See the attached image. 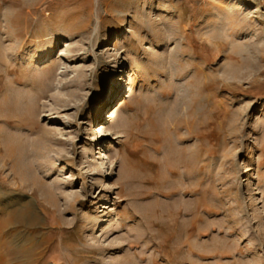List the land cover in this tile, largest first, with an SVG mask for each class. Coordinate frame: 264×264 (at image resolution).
Returning <instances> with one entry per match:
<instances>
[{"label":"rangeland","instance_id":"1","mask_svg":"<svg viewBox=\"0 0 264 264\" xmlns=\"http://www.w3.org/2000/svg\"><path fill=\"white\" fill-rule=\"evenodd\" d=\"M260 72L264 0H0V264H264Z\"/></svg>","mask_w":264,"mask_h":264},{"label":"bare ground","instance_id":"2","mask_svg":"<svg viewBox=\"0 0 264 264\" xmlns=\"http://www.w3.org/2000/svg\"><path fill=\"white\" fill-rule=\"evenodd\" d=\"M39 1L48 2V0H39ZM19 4H20V8H21L20 9L21 13L26 11V8L29 9L31 6L28 2H21ZM106 7L110 9V6L106 5ZM26 13H29V11ZM60 65L61 64H59L55 67L54 73L51 75V79L54 77V80H55V75H56L55 72ZM7 71L10 72L9 69ZM73 71L79 72L81 70L80 69H74ZM262 74H264V73L260 72V75H262ZM34 82H35L34 79H30V78L16 79V83H20V84H23L25 86L33 85ZM51 88L52 87L49 85H44V86H40L37 88L38 92H36L32 97V100H33L36 107H38L39 100H41L42 98H46V97H49L50 99H52V101L54 103H58L60 105L62 104L63 106H68L71 103H74V104L76 103L73 98L63 100L57 95L49 94ZM57 88H58V86H57ZM72 96H74V95H72ZM52 110H48V111L52 112ZM35 112H36L35 113L36 117H38L40 115V111L38 109H36ZM58 112L59 111H56V113H58ZM98 114H104V110L100 109V112ZM48 117L50 118L48 123L57 122L53 118L52 115H49ZM57 123H59V122H57ZM38 129H39L38 124H33V126L31 128H29V132L34 133ZM42 130H43L46 138L51 137V139H52L54 134H57L56 130H52V129H42ZM96 132L101 133V130L98 129ZM47 139H49V138H47ZM55 166H59V163L56 160L51 159L50 164L46 165V167L44 168V171L51 169V168H55ZM33 185H35V184L33 183ZM59 188H60V186H59ZM50 196H52L54 198L53 203L55 206H57L55 204V201H56L55 196L56 195L54 193V189H53V192L50 193ZM65 198H67V195H65ZM190 216L192 217L193 222H196L198 220L197 209L195 211L191 212ZM37 220H38V214L35 212V210L32 208V206L29 203H25V204H22L19 207V209H16L14 212L9 213L5 217H2L0 219V227L7 226L13 222L18 223V224H21L23 222H28L30 224H34L35 222H37ZM178 222H179V219H177V218H171L169 222L156 220V221H152L149 223V225H150L149 229L155 228L159 231V233L161 235L165 236L160 242H158L159 247H167V244L172 240L173 237L176 236L177 241H176V245H175L176 246L175 252H177V254H181L184 251V248H186L188 239L196 236L197 231H196V227L194 226V224L190 228L183 229V227H181V224ZM150 238L152 240H156L158 237H157V235L153 234ZM176 264H182L181 259H178L176 261Z\"/></svg>","mask_w":264,"mask_h":264}]
</instances>
